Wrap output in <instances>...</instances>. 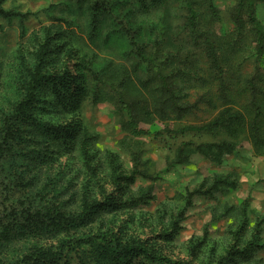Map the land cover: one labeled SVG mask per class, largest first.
Wrapping results in <instances>:
<instances>
[{
  "label": "trees",
  "instance_id": "16d2710c",
  "mask_svg": "<svg viewBox=\"0 0 264 264\" xmlns=\"http://www.w3.org/2000/svg\"><path fill=\"white\" fill-rule=\"evenodd\" d=\"M77 1L91 3L93 7L99 0ZM257 1L261 0L235 1L228 20L233 30L228 34L217 30L223 18L215 0L130 1L127 6L130 10L118 15L128 25L127 36L132 45L126 63L97 62L100 67H96L88 63L85 54L84 65L77 61L71 67L59 57L68 53L69 45L77 44L79 39L68 37L66 42L65 30L52 37L49 31L32 34L12 59L4 49L0 53V92L6 77L14 90H11V105L0 107V167L20 152L24 158L32 157L29 171L39 164L40 171L47 172L57 152L52 149L47 154L42 147L27 148L24 139L28 137L22 134L25 120L34 127L44 128V136L41 133L31 136V143L44 139L52 144L55 131L44 126L49 116L80 108L90 91L94 99L113 93L110 98L127 117L123 128L134 137L152 133L163 136L164 131L171 138L185 137L188 133L211 136L212 140L195 146L193 138L182 141L173 164L187 161L192 148V152L199 151L214 161L218 159V150L237 147L245 140L264 148V29L256 15ZM107 2L112 4L113 0ZM102 3L101 0L98 6ZM90 38L93 40L92 35ZM250 63L253 70L247 72ZM43 91L46 93L42 94ZM198 110L211 116L200 123L186 122L176 129L168 126L164 131L152 132L141 126L148 115L181 119ZM18 126L19 130L15 128ZM75 143L67 131L59 148H71ZM135 156L140 163L141 152L136 151ZM32 174L30 187H34V178L37 179V173ZM102 194L107 195V200L97 206V215L122 209L128 202L117 203L112 192L103 190ZM2 198L3 186L0 187V264H193L188 259L167 256L152 238H136L128 235L126 229L109 226V231L103 228L93 231L91 221L84 220L90 208L87 197L81 210H70L65 205L55 208L49 202L29 205L18 198L5 209L2 202L6 197ZM263 222L257 223L255 240L244 247L240 241L233 244L234 249L224 257L225 264L255 261L257 245L263 244ZM238 228L241 233L237 238L250 235L247 233L250 220L240 219ZM28 236L32 239L28 249H17L15 259L9 258L8 250H16L9 248L11 241ZM201 244L221 246L211 236L204 237ZM200 249L194 247L195 253Z\"/></svg>",
  "mask_w": 264,
  "mask_h": 264
},
{
  "label": "rangeland",
  "instance_id": "374dc122",
  "mask_svg": "<svg viewBox=\"0 0 264 264\" xmlns=\"http://www.w3.org/2000/svg\"><path fill=\"white\" fill-rule=\"evenodd\" d=\"M0 1V53L6 49L10 59L32 34L49 31L52 37L65 30V41L68 37L79 39L77 44L69 45L68 53L59 57L71 67L77 61L83 64L85 54L88 63L96 67H100L97 62H128L132 48L127 36L128 25L118 15L130 10L127 6L133 0H113L112 4L102 0L98 6L99 0L93 7L91 3L81 4L77 0ZM235 1L215 0L223 18V24L217 28L220 33L228 34L233 30L228 20ZM256 15L264 29V0L256 2ZM246 67L247 72L253 70L251 63ZM9 80L6 77L3 92H0V107L12 103L14 87L8 85ZM110 95L94 99L90 91L80 108L49 116L44 126L55 131L52 144L44 139L36 141V145L31 143V136L40 133L44 136V128L34 127L25 120L22 134L28 137L24 139L27 148L42 147L47 154L54 149L57 157L49 163L47 172L40 171L39 164L34 171H29L32 157L24 158L20 152L8 158L6 165L0 167L1 200L6 197L2 206L9 209V203L18 198L29 205L49 202L55 208L65 205L70 210H81L87 197L90 208L84 220L91 221L93 231L99 228L109 231V226L115 230L126 229L128 235L136 238H152L167 256L188 259L193 264H225L224 257L234 249V243L240 241V246L244 247L255 240L257 223L264 221V148L245 140L237 147L218 150L215 161L199 151L192 152V148L187 161L173 164L182 141L193 138L195 146L212 138L207 133L171 138L164 129L168 126L176 129L186 122L200 123L211 113L198 110L181 119L148 115L141 126L152 132L163 130L164 135L152 133L134 137L123 128L127 117ZM15 128L19 130L20 126ZM67 131L76 143L71 148H59L62 135ZM136 151L141 152L140 163L136 162ZM33 158L37 160L36 156ZM32 173H37V179L33 177L34 187L28 185ZM103 190L112 192L117 203L127 200L125 207L97 215L95 209L107 200ZM240 219L250 220L247 232L250 235L243 234L241 239L237 238L241 233L238 230ZM206 236L217 239L221 246H203L201 243ZM262 236L263 244L257 245L255 261L243 264H264V222ZM31 243L29 236L11 241L9 248L16 250H8V257L14 260L17 249L27 250ZM196 246L201 247L197 253Z\"/></svg>",
  "mask_w": 264,
  "mask_h": 264
}]
</instances>
